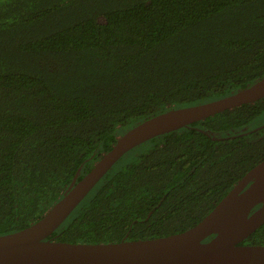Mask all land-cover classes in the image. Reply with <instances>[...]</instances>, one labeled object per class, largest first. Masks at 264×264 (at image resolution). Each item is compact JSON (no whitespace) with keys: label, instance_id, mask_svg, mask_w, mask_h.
I'll return each instance as SVG.
<instances>
[{"label":"trees","instance_id":"obj_1","mask_svg":"<svg viewBox=\"0 0 264 264\" xmlns=\"http://www.w3.org/2000/svg\"><path fill=\"white\" fill-rule=\"evenodd\" d=\"M263 77L264 0H0V235L37 221L133 126ZM261 120L264 97L140 144L48 238L192 227L264 159ZM241 244L264 245V223Z\"/></svg>","mask_w":264,"mask_h":264},{"label":"water","instance_id":"obj_2","mask_svg":"<svg viewBox=\"0 0 264 264\" xmlns=\"http://www.w3.org/2000/svg\"><path fill=\"white\" fill-rule=\"evenodd\" d=\"M262 97L264 77L233 94L169 109L125 131L80 179V168L75 172L62 195L37 221L0 235V264H264V245L241 244L264 223V159L199 222L181 232L140 240H126L125 236L110 243L48 238L128 151L156 136Z\"/></svg>","mask_w":264,"mask_h":264},{"label":"rangeland","instance_id":"obj_3","mask_svg":"<svg viewBox=\"0 0 264 264\" xmlns=\"http://www.w3.org/2000/svg\"><path fill=\"white\" fill-rule=\"evenodd\" d=\"M262 123H264V120H261V121L257 122V123L255 124V126H256V125H259V124L261 125ZM124 156H126V155H124ZM124 156H123V158H124ZM123 158H122V159H123ZM114 166H115V165H114Z\"/></svg>","mask_w":264,"mask_h":264}]
</instances>
